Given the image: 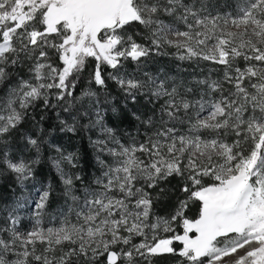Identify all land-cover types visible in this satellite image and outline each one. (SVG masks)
Instances as JSON below:
<instances>
[{
  "label": "snow or ice",
  "instance_id": "1",
  "mask_svg": "<svg viewBox=\"0 0 264 264\" xmlns=\"http://www.w3.org/2000/svg\"><path fill=\"white\" fill-rule=\"evenodd\" d=\"M167 49L214 67L194 84L144 70ZM90 60L89 84L115 82L136 109L120 110V119L138 122L142 139L121 143L103 124L96 91L74 97ZM0 85L8 88L0 145L32 109L64 102L67 112L68 98H87L96 119L83 112L84 127L106 134L92 141L100 174L91 179L74 153L57 149L53 166L72 204L45 226L55 189H38L27 231L16 212L37 161L0 151L21 188L0 225V264H264V0H0ZM22 139L40 152L39 138ZM173 180L185 195L159 214Z\"/></svg>",
  "mask_w": 264,
  "mask_h": 264
},
{
  "label": "trees",
  "instance_id": "2",
  "mask_svg": "<svg viewBox=\"0 0 264 264\" xmlns=\"http://www.w3.org/2000/svg\"><path fill=\"white\" fill-rule=\"evenodd\" d=\"M154 58L157 64H168V60L163 57H160L159 59L156 57ZM93 68L94 63L90 60L84 73L80 75L74 97H79L85 90L96 91L97 98L100 100V103L103 104L101 107H103L105 111L103 123L108 127L115 128V134L118 139L125 138V135H127V138L135 137L141 139L143 137V130L141 129L138 132V129L141 128L138 122L131 120V118L121 120L119 115L120 110L131 112L135 111L136 109L133 107L131 102L125 100L123 93L116 86L114 81H107V90L98 89L97 86L90 85L89 73L93 70ZM130 68L134 69V67H129V69ZM108 71L110 70L106 68L104 69L105 75ZM17 76L18 73L14 72L12 79H16ZM7 90L8 88H6L5 85H0V98L6 94ZM68 100L71 103V107L67 112L64 111V108L69 107V105L65 104L64 102H59L56 108L45 109L42 104L35 107L30 111L29 117L21 126V132L17 134V136H15L12 140H10L7 146L0 145V148L1 146L8 149L13 147L20 148V146H24V141L22 139L23 134L31 135L34 138H39L42 142L40 145V156H37L39 158V164L38 169L36 170V177L48 180L52 184L53 188H55L56 192L61 191V188L59 187V179L52 171L47 170V168L51 170L48 160L52 154L51 152H55L56 148L61 147L67 149L69 153H74L79 158L80 166L83 169L82 174H84L86 178H93L92 172L96 171L95 149L91 144L90 136H86L83 131L87 120L85 119V116L82 115L84 112V110H82V105L85 100H87V98L84 100H74V98H68ZM52 103H57L54 97L52 98ZM144 103H146V101H144ZM110 105L111 108L116 107L117 112L114 113L113 111L109 110ZM41 116H43V119H41ZM62 120L65 121V124L69 125L75 123L77 131H62L61 129L65 128V124L61 123ZM25 148L27 149V147ZM33 150L34 149L30 148L29 154H32ZM77 170L79 169H73V171ZM0 175V199H10L12 195L18 190L14 176L2 166H0ZM169 187L174 189L171 193V199L160 204V206L157 208L159 214H166L168 208L176 202V198L185 195L179 191L178 181L173 180ZM57 201L58 199L53 197L50 201V205H53ZM194 212L195 208L193 206L190 208L188 215L192 216ZM176 261V257L163 258L162 264H176Z\"/></svg>",
  "mask_w": 264,
  "mask_h": 264
},
{
  "label": "rangeland",
  "instance_id": "3",
  "mask_svg": "<svg viewBox=\"0 0 264 264\" xmlns=\"http://www.w3.org/2000/svg\"><path fill=\"white\" fill-rule=\"evenodd\" d=\"M174 49H167L168 54L167 55H158V56H153L152 59L147 63L146 68L144 70L148 71L149 74L151 75H159L161 77H163L164 75H168L170 78H174L177 81H185L189 84H194L195 80L198 79H202L205 76L208 75L209 70L214 67L213 65L209 64L208 62L205 61H179L176 59V57L173 55L174 53ZM159 59L160 57H163L165 59L168 60V64L167 65H160L156 63L155 58ZM130 67H134L135 66H130ZM134 69H129L128 67V71L129 72H133ZM142 75V73H141ZM215 76V74H214ZM8 93V90L6 91V94H4V96H2L0 98V104L3 103L4 99L6 98ZM107 104V103H106ZM103 104L100 103L99 104V108L102 110V113L105 117V111L103 109V107H101ZM84 112L87 111L89 113V116L91 117V120H95L96 117L91 109V107L85 102L82 105ZM109 110L112 111L111 105L109 106ZM89 116H85V119L87 120L86 125L89 124ZM104 124V123H103ZM105 125V124H104ZM84 133L86 134V136H90V140H91V144L92 141L98 140V139H104L106 138V134L103 133L101 131V126L97 125L95 127H84L83 128ZM143 135V132H142ZM125 138L120 139L121 143L128 145L130 143L133 142V138H127V135L124 136ZM118 138V137H117ZM136 140H140V138H135ZM142 139V138H141ZM23 145V144H21ZM93 146V144H92ZM110 147H115V145L110 144ZM61 152L63 154H67L69 153V151H67V149L58 147ZM55 149V152H51L52 154L50 155V158L48 160V163L51 167V170H49L47 168L48 171H52L59 179L60 182V178H59V174L56 172V169L53 166V161L55 159L59 158L60 153L57 152V149ZM5 148L1 146L0 150H4ZM8 149V148H7ZM29 147H27V149L24 146H20L19 147H13L11 149H8L9 151V155L10 158H14L16 160H24L26 162H31L33 160L37 161L36 163H34L33 169L35 172V175L32 179H30L29 181L25 182V196L27 197L26 200V204L25 207L17 209L16 215L19 217V223L17 225V227L21 230V231H27L30 230L31 227L33 226L35 217L33 214V203H34V199L37 198V190H43L45 188H47L49 185L52 186V184L46 180V179H42L39 177H36V170L38 169V164H39V158L37 157L38 155L40 156V153H36L35 150H33L32 154H29ZM98 153L95 150V168L96 171L92 172V176L93 178L95 176H98L100 174V167L97 164V157ZM101 158L106 160V161H110L112 158L110 156H108L106 153L105 154H100ZM62 167H65V165L62 164ZM66 170H70L73 171V169L67 168ZM13 174V173H12ZM1 176V175H0ZM14 179L16 181L15 178V174H13ZM17 188L18 190L12 195V197L10 199H6V200H2L0 199V225L2 226H7L5 224V221L7 220V213L8 211L14 207L15 201L17 200V197L19 196L20 193V185H18L17 181ZM53 187V186H52ZM61 191L60 192H54L53 197L57 198L58 201L56 203H54L53 205L49 206V209L47 211V214L43 217V222L45 226H49V222L50 219H52L53 217H56L57 220L62 219V217L58 216V213L61 210H64L65 212H67V209L71 206L72 202L68 201L67 203H65V197L61 194L62 193V184L60 183ZM55 189V188H54ZM51 201V200H50ZM179 231V229H177ZM177 261L180 259L179 257H176Z\"/></svg>",
  "mask_w": 264,
  "mask_h": 264
}]
</instances>
